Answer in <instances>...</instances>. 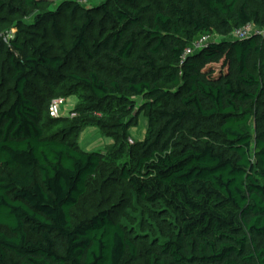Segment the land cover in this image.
I'll return each mask as SVG.
<instances>
[{"label":"trees","instance_id":"1","mask_svg":"<svg viewBox=\"0 0 264 264\" xmlns=\"http://www.w3.org/2000/svg\"><path fill=\"white\" fill-rule=\"evenodd\" d=\"M59 1L58 12L78 8ZM113 1L101 9L114 27L91 46L92 18L75 26L73 49L86 65L68 75V94L80 97L73 118L51 117V101L43 106L29 92L31 78L64 80V59L49 49L22 60L8 51L15 98L0 107V264H132L141 242L145 264H264V40L228 37L263 23L264 9L249 0H183L158 6L148 27L149 7ZM57 14L36 21L50 19L60 39ZM214 33L221 38L185 56ZM134 96L148 98L152 125L131 154L127 130L137 119L125 123L116 103ZM91 125L115 136L108 154L79 145ZM120 157L136 226L108 210L73 222L90 177Z\"/></svg>","mask_w":264,"mask_h":264},{"label":"rangeland","instance_id":"2","mask_svg":"<svg viewBox=\"0 0 264 264\" xmlns=\"http://www.w3.org/2000/svg\"><path fill=\"white\" fill-rule=\"evenodd\" d=\"M0 107H6L15 98L14 82L11 79L12 70L9 63V50L15 51V56L22 60L25 55L32 53L33 48L49 49V53L59 56L65 61L63 75L64 80L53 75L48 80H39L31 78L29 92L43 106L56 96H64L65 104L61 117L70 116L73 110L80 102L79 93L68 94V88L73 82L68 78L71 72H83L85 58L83 54L74 48V41L79 31L75 26L84 25L87 16L92 18L89 25V34L87 43L91 46L102 34L112 29V19L105 15L101 9L108 5L111 9L115 5L113 0H70L73 5H78L76 10L58 12L61 1L59 0H39L37 8L25 7L21 0H0ZM183 0H137L138 7H149L143 13V22L149 27V21L152 19L155 9L158 6L166 8L172 2ZM251 3L264 9V0H249ZM53 12L58 15L59 27L62 31V38H57L51 27V20L43 17L36 21L42 13ZM258 31L256 36L264 40V22L254 23V31ZM231 38V34L228 36ZM210 40H218L221 36L214 33ZM13 45L19 46L20 50L13 49ZM198 54V51L195 54ZM108 65H104L105 71L110 72ZM165 89L171 88V85L163 84ZM67 94V95H66ZM85 98L91 99L85 92ZM148 98L145 96H134L127 106L123 104L116 105L122 110L125 123H133L127 130L126 145L128 152L132 154L131 147L137 145L134 143L143 142L146 138L149 127L147 114L150 112L145 108ZM254 117L251 118L253 124ZM121 129L117 133H121ZM134 143H130L129 140ZM77 141L85 151H100L104 154L109 153V149L116 143L114 135L104 133L99 126H87L78 135ZM125 160V157L114 160L107 159L101 164L95 175L91 176L87 185L86 193L81 197L76 206L72 208V220L77 222L89 218L102 210H108L115 221L126 222L129 225L136 226L137 215L139 211L134 207L135 198L130 187L123 180L118 171V166ZM133 214H130L128 212ZM147 243H140V256L132 264H145Z\"/></svg>","mask_w":264,"mask_h":264},{"label":"built area","instance_id":"3","mask_svg":"<svg viewBox=\"0 0 264 264\" xmlns=\"http://www.w3.org/2000/svg\"><path fill=\"white\" fill-rule=\"evenodd\" d=\"M81 2H85L87 0H80ZM254 29V23H249L243 27H239L234 29V31L231 33L232 38H246L250 36H256L255 34H258V31H252ZM210 41L209 37H203L200 40L196 41L193 45V47H189L186 49L185 56H188L196 51H199L202 49L206 43ZM65 104V97H55L51 100V103L49 105V114L51 117L59 118L61 117V113L63 110V105ZM76 113H70V117H75ZM130 143H134L133 140H129Z\"/></svg>","mask_w":264,"mask_h":264}]
</instances>
